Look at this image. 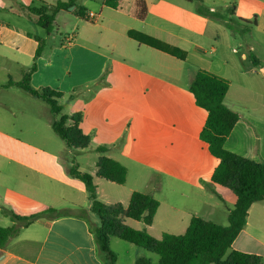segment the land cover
Wrapping results in <instances>:
<instances>
[{
	"label": "crops",
	"instance_id": "0c3cea01",
	"mask_svg": "<svg viewBox=\"0 0 264 264\" xmlns=\"http://www.w3.org/2000/svg\"><path fill=\"white\" fill-rule=\"evenodd\" d=\"M33 1H37V4L29 7L25 5V0H0V14L8 16V20L20 19L24 8L46 6L50 10L58 2L67 0H30L32 4ZM142 1L147 9L144 17L140 16ZM199 1L205 3L203 0ZM193 2L194 0H121L119 8L115 9L107 6L105 0H78V5L84 7L88 14L97 16L96 21L83 20L73 13L74 8L60 11L56 20L63 14L77 19L73 29L76 35L67 39L70 51L92 52V44L105 47L106 54L99 75L88 79L84 84L73 85L67 104L61 103V100L66 99L68 91L56 90L41 82L35 84L36 79L40 78L38 73L41 63L52 64L53 54L46 58L45 49L43 50L42 56L37 60V70L31 77V84L35 89L50 88L64 94L59 100L63 114H82L79 128L83 134L91 137V143L88 149L74 151L78 157L90 150L97 153L91 175L94 176L99 201L107 205L121 203L127 207L134 191L151 194L159 201L154 222L147 227L148 232L158 239L166 233L184 234L193 216L226 226L230 211L237 202L236 195L230 189L212 182L220 160L212 155L209 145L201 139L208 112L197 105L196 98L190 91V84L198 70L213 73L230 83L225 104L237 112L240 119L226 140V149L253 162L264 163V111H261L263 116H260L253 105H246L249 98L261 95L241 82L243 78L240 74L245 72L239 74L234 67L229 66L228 61L208 56V50L214 54L218 51L215 43L219 39L221 20L200 14L197 9L192 8ZM83 22L99 25L101 37H92L87 32L82 35L80 23ZM67 25L64 23L65 27ZM130 32L154 38L169 50L179 49L184 53V59L140 43L129 36ZM37 38L46 40L38 34L22 30L17 24L0 19V47L8 52L3 57L10 64L16 65L21 75L20 80L15 82L9 78V81L20 82L31 69L39 47ZM93 83L96 84L95 87L91 86ZM80 87L83 89L77 90ZM99 147L106 148L105 152H98ZM102 156L127 168V182L119 185L123 189L110 190L108 193L104 184L106 180L97 177V162ZM12 162L9 159L5 181H0V188H4L6 194L3 198H8V177L13 175L7 171ZM15 164L29 169L25 162ZM53 164V169L57 168V172L36 171L40 180L46 178L50 183H65L70 189L68 203L89 212L98 224L96 215L91 212L92 200L85 185L70 177L68 168H65V172H60V165L55 161ZM78 165L81 169V165ZM81 172L86 171L82 169ZM132 172L137 184L143 189L130 187L128 178ZM12 179L14 184L28 180L16 176ZM25 184L30 187L27 182ZM33 187L46 191L38 184ZM6 202L8 206V201ZM50 208L56 207L52 205ZM2 209L0 205V212L4 215ZM15 210L17 213L13 212L18 216L43 212L21 214L17 208ZM137 223L133 228L142 230L143 223ZM34 225L44 230L42 236L28 235L18 238L16 242L12 238L0 250V264H103L87 219L75 214L57 219L39 218L21 233ZM114 239H110L113 252ZM121 245V257L114 252L117 255L116 264H135L140 258H150L144 248L130 243ZM232 250L264 259V201L251 206L246 226L234 241Z\"/></svg>",
	"mask_w": 264,
	"mask_h": 264
},
{
	"label": "trees",
	"instance_id": "16d2710c",
	"mask_svg": "<svg viewBox=\"0 0 264 264\" xmlns=\"http://www.w3.org/2000/svg\"><path fill=\"white\" fill-rule=\"evenodd\" d=\"M105 3L116 9L119 8L121 0H105ZM141 3L143 6L140 16L144 17L147 9L144 2ZM70 8H74L73 13L78 17L92 22L87 10L78 5V0L58 2L51 14L46 6L24 8V12L30 21L50 35L55 28L57 14L62 10L69 11ZM197 11L208 16H220L218 12L205 7L201 1H199ZM227 27L232 30L231 25L227 24ZM129 36L140 43L184 59V53L181 50H169L154 38L135 32H130ZM36 40L39 42V47L34 63L29 72H26L23 79L16 85L30 96L45 103L53 114L61 116L59 120L53 121L52 129L68 148L87 149L90 146L91 137L83 134L79 128L82 114L72 116L63 114V107L59 104L63 93L50 88L35 89L31 84L32 74L37 70V60L42 56L45 46V40L40 38ZM251 57L253 63L258 64L253 54ZM7 85L12 86L14 82L10 80ZM229 87L228 80L205 70H198L190 84V91L194 94L197 105L208 112L201 139L209 145L212 155L220 160L213 173L212 182L230 189L237 197L236 205L230 211L227 226L193 216L184 234L166 233L160 239L155 238L147 230V227L153 224L160 206L154 196L134 191L127 207L121 203L107 205L97 199L94 176L81 172L76 163L70 167V177L80 180L85 185L90 200H92L91 212L96 215L99 223L93 226L86 216L80 215V217L87 219L98 256L103 264H116L117 262V255L110 247L111 238L120 239L159 256L157 263L150 258H140L135 264H264L261 256L232 250L234 241L246 226L251 206L256 202L264 201V163L253 162L228 151L225 147L228 136L240 119L239 114L225 104ZM68 122H72V125L68 126ZM105 150L104 147L97 148L100 153H104ZM97 167V177L116 185L126 184L128 171L121 163L102 156L97 162ZM83 211L89 213L86 210ZM2 213L9 216L13 224L8 227L0 226V250L37 219H57L72 214L53 208L31 216H18L12 210L5 208L2 209ZM128 219L142 222L144 228L138 230L129 226Z\"/></svg>",
	"mask_w": 264,
	"mask_h": 264
},
{
	"label": "rangeland",
	"instance_id": "374dc122",
	"mask_svg": "<svg viewBox=\"0 0 264 264\" xmlns=\"http://www.w3.org/2000/svg\"><path fill=\"white\" fill-rule=\"evenodd\" d=\"M25 1V5L29 7L37 4V1H33L34 4L30 0L28 2L27 0ZM203 1L205 2L203 3L205 7L218 11L220 16L217 18H220L222 24L218 28L219 39H216L215 43L218 51L214 54L211 50H208V56L210 58L215 56L221 61H228L229 66L234 67L239 74L242 72L246 73L240 74L243 78L241 82L254 88L261 95L260 97L249 98V103L246 102V105L248 107H250V104L253 105L258 111L257 114L263 116L261 111H264V0ZM191 6L197 9L199 0H194ZM54 10L55 8H51L49 14L53 13ZM0 19L11 24H17L22 30L29 31L31 34H38L46 39L44 56L49 58L53 54L54 59L52 64L41 63V69L38 73L40 78L36 79L35 84L41 82L53 89L68 91L66 99L61 100V103L67 104L73 85L84 84L88 79L99 75L100 67L104 60L103 57L106 54L104 46H94L92 44V52L83 50L70 51L68 49L67 39L71 35H76L73 29L74 22L77 19L64 14L60 15L50 36L47 35L45 30L34 25L24 12H22L20 19L12 18L8 20V16L2 13L0 14ZM64 23L68 25L65 27ZM227 24L231 25L232 30L227 27ZM80 27L82 35L87 32L92 37H101V30L96 23L83 22L80 23ZM74 31L78 33L76 30ZM6 53L8 54L3 47H0V181H5V169L9 159L13 160V164L8 166L7 173L19 179L28 178V180L14 184L13 176H9L8 198H3L6 195L5 189L0 188L1 207L8 208V210L14 212H16L15 209L17 208L21 214H31L36 211L44 212L49 209V206L54 205L56 207L54 209L58 211H68L79 216L84 215L90 219L93 226H96L97 221L91 214L84 213L82 208L71 206L68 203L70 189L65 183H57L55 181L50 183L46 178L41 181L36 171L39 170L45 173L57 172L56 167V169H53V162L55 161L60 165V172H65V168L70 169L76 163L81 165L80 171L83 169L86 171L85 173L91 174L97 161V153L90 150L85 155L78 157L74 151L77 149L68 148L66 143L52 129L53 121L59 120L61 116L53 114L45 103L21 90L16 83L12 86L7 85L9 78L16 82L21 79V75L18 67L10 64L3 57ZM113 54L116 55V52H113ZM251 54L260 62L259 64L253 63ZM233 75L236 76L235 73ZM91 86L95 87L96 84L93 83ZM83 87L77 88V90H81ZM67 124L70 126L72 122ZM21 162H25L29 169L15 164H20ZM128 181L130 187L134 186L138 189H143L141 185L137 184L133 172L130 174ZM26 182L30 187L26 184L24 185ZM104 182L108 193L110 190L124 188L113 183ZM34 184L40 185L46 191L36 190L33 187ZM35 197L39 203L36 202ZM5 200L8 201V206ZM127 223L131 227H135L138 224L137 221L132 219H128ZM0 225H11L10 217L2 215L1 212ZM42 232L44 230L41 227L34 225L28 231H23L19 234L21 235L20 237L19 235L14 237V242L18 238H25L28 235L40 237ZM112 242L114 252L119 253L118 255L121 257L123 253V245L121 244L128 245L129 243L116 238ZM143 250L150 259L156 263L158 262V255L152 254L145 249Z\"/></svg>",
	"mask_w": 264,
	"mask_h": 264
},
{
	"label": "built area",
	"instance_id": "2783aa9c",
	"mask_svg": "<svg viewBox=\"0 0 264 264\" xmlns=\"http://www.w3.org/2000/svg\"><path fill=\"white\" fill-rule=\"evenodd\" d=\"M89 18L93 22L97 20V16L95 14H89Z\"/></svg>",
	"mask_w": 264,
	"mask_h": 264
},
{
	"label": "water",
	"instance_id": "95a60500",
	"mask_svg": "<svg viewBox=\"0 0 264 264\" xmlns=\"http://www.w3.org/2000/svg\"><path fill=\"white\" fill-rule=\"evenodd\" d=\"M70 9H72V8H70ZM2 259V258H1Z\"/></svg>",
	"mask_w": 264,
	"mask_h": 264
}]
</instances>
